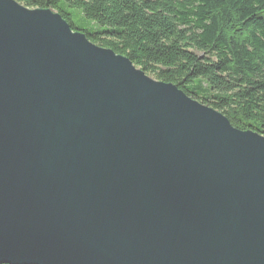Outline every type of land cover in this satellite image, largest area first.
I'll use <instances>...</instances> for the list:
<instances>
[{
	"label": "water",
	"instance_id": "obj_1",
	"mask_svg": "<svg viewBox=\"0 0 264 264\" xmlns=\"http://www.w3.org/2000/svg\"><path fill=\"white\" fill-rule=\"evenodd\" d=\"M0 263L264 264V135L0 0Z\"/></svg>",
	"mask_w": 264,
	"mask_h": 264
},
{
	"label": "trees",
	"instance_id": "obj_2",
	"mask_svg": "<svg viewBox=\"0 0 264 264\" xmlns=\"http://www.w3.org/2000/svg\"><path fill=\"white\" fill-rule=\"evenodd\" d=\"M17 1L59 12L93 43L264 135V0Z\"/></svg>",
	"mask_w": 264,
	"mask_h": 264
},
{
	"label": "rangeland",
	"instance_id": "obj_3",
	"mask_svg": "<svg viewBox=\"0 0 264 264\" xmlns=\"http://www.w3.org/2000/svg\"><path fill=\"white\" fill-rule=\"evenodd\" d=\"M74 20H75V22H76V24L78 25V26H86L84 23H83V20L80 18V17H75L74 18Z\"/></svg>",
	"mask_w": 264,
	"mask_h": 264
}]
</instances>
